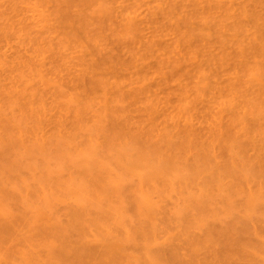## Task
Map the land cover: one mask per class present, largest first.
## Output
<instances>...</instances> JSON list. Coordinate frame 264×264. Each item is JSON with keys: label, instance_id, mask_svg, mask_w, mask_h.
Instances as JSON below:
<instances>
[{"label": "rangeland", "instance_id": "374dc122", "mask_svg": "<svg viewBox=\"0 0 264 264\" xmlns=\"http://www.w3.org/2000/svg\"><path fill=\"white\" fill-rule=\"evenodd\" d=\"M1 208L0 264H264V0H0Z\"/></svg>", "mask_w": 264, "mask_h": 264}, {"label": "bare ground", "instance_id": "6f19581e", "mask_svg": "<svg viewBox=\"0 0 264 264\" xmlns=\"http://www.w3.org/2000/svg\"><path fill=\"white\" fill-rule=\"evenodd\" d=\"M94 81H95V80H94ZM99 81H100V80H99ZM102 82H103V81H102ZM133 161H134V160H133ZM136 164H137V163H135V165H136ZM0 210H3L4 214H5V212H7V211H6L7 209L4 210V208H3V209L1 208ZM250 210H252V209H250ZM1 212H2V211H0V213H1ZM3 212H2V213H3ZM77 215H78V214H77ZM0 225H1V224H0ZM8 226H9V225H8ZM1 227H2V228H5L4 226H0V229H1V230H3ZM6 228H7V227H6ZM1 232H2V231H1ZM1 232H0V237H1L2 240H3V237H4V236L1 234ZM231 234H232V232H231ZM1 235H2L3 237H2ZM230 236H231V235H230ZM1 238H0V242H1ZM66 249H68V248H64L63 251L66 250ZM66 252H67V251H66Z\"/></svg>", "mask_w": 264, "mask_h": 264}]
</instances>
